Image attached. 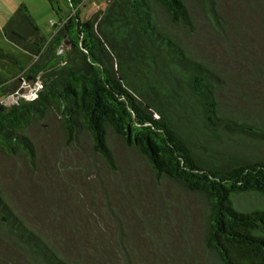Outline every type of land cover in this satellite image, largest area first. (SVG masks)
I'll use <instances>...</instances> for the list:
<instances>
[{"label": "trees", "instance_id": "trees-1", "mask_svg": "<svg viewBox=\"0 0 264 264\" xmlns=\"http://www.w3.org/2000/svg\"><path fill=\"white\" fill-rule=\"evenodd\" d=\"M88 1L47 0L58 18L49 39L25 4L6 23L5 37L34 60L0 78V151L33 158L24 131L54 111L68 143L86 132L114 167L113 133L158 178L204 200V246L219 264H264V124L222 107L221 76L160 27L156 8L171 26L192 29L185 0H92L91 16ZM0 57L18 63L2 49ZM37 80L35 100L7 103ZM0 222L43 264H69L12 213L1 190Z\"/></svg>", "mask_w": 264, "mask_h": 264}, {"label": "rangeland", "instance_id": "rangeland-1", "mask_svg": "<svg viewBox=\"0 0 264 264\" xmlns=\"http://www.w3.org/2000/svg\"><path fill=\"white\" fill-rule=\"evenodd\" d=\"M47 39L58 18L47 0H24ZM192 29L160 27L186 52L218 73L222 107L264 124V0H185ZM29 9V8H28ZM97 11L89 0L83 8ZM18 61L0 57L10 79L32 56L7 44ZM34 157L0 151V190L12 213L69 264H219L204 246L208 207L180 184L158 178L136 150L110 133L115 166L83 132L68 143L54 111L24 131ZM126 135V132H125ZM0 264H43L0 222Z\"/></svg>", "mask_w": 264, "mask_h": 264}, {"label": "crops", "instance_id": "crops-1", "mask_svg": "<svg viewBox=\"0 0 264 264\" xmlns=\"http://www.w3.org/2000/svg\"><path fill=\"white\" fill-rule=\"evenodd\" d=\"M22 4H26L24 0H0V49L5 51L6 53L12 55V50L7 46V44H11L4 34V27L10 17L16 12L18 7ZM29 10L31 8L28 5ZM33 58V57H32ZM34 60V59H32ZM33 62V61H32ZM32 64V63H31ZM29 64V66L31 65ZM20 75V72L18 74H15L13 77H16Z\"/></svg>", "mask_w": 264, "mask_h": 264}, {"label": "built area", "instance_id": "built-area-1", "mask_svg": "<svg viewBox=\"0 0 264 264\" xmlns=\"http://www.w3.org/2000/svg\"><path fill=\"white\" fill-rule=\"evenodd\" d=\"M65 48L61 49L59 53H64ZM43 88V84L40 80H37L33 83L24 81L21 87L10 98H13V101H18L19 99H24L27 101H33L38 97V94Z\"/></svg>", "mask_w": 264, "mask_h": 264}, {"label": "water", "instance_id": "water-1", "mask_svg": "<svg viewBox=\"0 0 264 264\" xmlns=\"http://www.w3.org/2000/svg\"><path fill=\"white\" fill-rule=\"evenodd\" d=\"M66 44L68 45L69 43L66 42ZM12 101H13V98H10V99L7 101V103L9 104V103H11Z\"/></svg>", "mask_w": 264, "mask_h": 264}]
</instances>
